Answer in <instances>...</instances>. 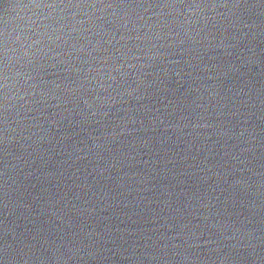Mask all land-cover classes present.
I'll list each match as a JSON object with an SVG mask.
<instances>
[{
  "label": "water",
  "instance_id": "95a60500",
  "mask_svg": "<svg viewBox=\"0 0 264 264\" xmlns=\"http://www.w3.org/2000/svg\"><path fill=\"white\" fill-rule=\"evenodd\" d=\"M0 264H264V0H0Z\"/></svg>",
  "mask_w": 264,
  "mask_h": 264
}]
</instances>
